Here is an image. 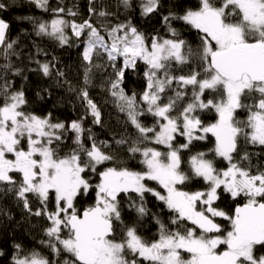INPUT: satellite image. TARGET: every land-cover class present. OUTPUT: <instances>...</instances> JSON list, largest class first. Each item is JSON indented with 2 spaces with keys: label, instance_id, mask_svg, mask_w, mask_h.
I'll list each match as a JSON object with an SVG mask.
<instances>
[{
  "label": "snow or ice",
  "instance_id": "6c2138e0",
  "mask_svg": "<svg viewBox=\"0 0 264 264\" xmlns=\"http://www.w3.org/2000/svg\"><path fill=\"white\" fill-rule=\"evenodd\" d=\"M34 3L48 10V0ZM122 3L131 7V0ZM160 6V0H142V14H151ZM5 7L0 3V10ZM68 14L77 15L71 9ZM99 15L107 13L101 11ZM172 21H182L197 30V49L182 38ZM164 22L172 38L148 39L131 24L109 30L108 40L88 20L77 24L54 18L37 25L38 34L61 44L68 41L66 28L70 27L76 37L86 33L83 59L89 65L94 55L102 53L113 62L123 57V69H116L118 78L110 85L111 94L138 135L131 143L124 137L115 143L127 144L130 158L139 155L141 170L115 166L121 162L103 150L107 142L96 141L82 121H72L66 127L64 122H54L51 113L41 117L28 111L24 92L11 90L6 75L0 73V184L6 191L14 190L32 215H44L50 221L45 229L49 239L41 241L50 255L16 244L13 264H264V167H254L247 150L253 146L264 152V0H197L182 13L170 10ZM8 28L9 24L0 19L5 59L15 43L7 42ZM192 57L197 58L195 67L191 66ZM138 60L147 66L146 90L140 97L146 107L138 103L135 94L125 95L120 88L124 69H135ZM173 64L190 67L186 74L175 75ZM3 67L10 68L11 64ZM40 70L45 76L51 74L49 63L41 64ZM90 71L86 70L85 85L90 83ZM168 90L174 95H167ZM206 92L210 98L205 97ZM80 95L93 122L99 124L100 110L86 87ZM186 96L189 100L184 102ZM206 111L215 113V122L201 119L200 114ZM241 111L245 118L238 116ZM149 114L156 118L151 126L139 119ZM68 131L75 133V147L61 154ZM86 131L90 146L84 143ZM178 136L186 142L174 144ZM209 136L214 138L211 155H191L189 171L183 170L181 151ZM151 145H162L166 151ZM217 157L227 162L226 168L217 167ZM195 178L202 179L207 188L185 191L178 187ZM146 181H155L163 194ZM221 188L231 198L244 200L231 214L214 206ZM90 191L95 202L80 208L77 198ZM30 193L41 207L33 210ZM145 193L174 213L170 223L175 227L157 219L155 239H147L135 223L125 224L122 219L125 199L140 217L148 214ZM50 199L54 203L51 211ZM217 218L228 222V229Z\"/></svg>",
  "mask_w": 264,
  "mask_h": 264
},
{
  "label": "trees",
  "instance_id": "16d2710c",
  "mask_svg": "<svg viewBox=\"0 0 264 264\" xmlns=\"http://www.w3.org/2000/svg\"><path fill=\"white\" fill-rule=\"evenodd\" d=\"M197 0H160L161 6L157 11L144 15L142 14V0H131V7L125 8L122 0H48V10L45 11L34 3V0H0L6 7L0 10V19H4L9 28L6 33L7 42L15 41L13 48L7 50L9 55L5 59L4 46H0V73L6 75L11 84V90H22L28 103L25 108L34 114L44 117L51 113L52 120L64 122L66 127L72 121H82L85 129H90L92 137L96 141H106L107 148L103 150L111 152L121 163L115 166H127L133 170H141L143 165L139 162V155L136 158H130L127 152L128 145H117L116 140L122 137L132 139L138 135L135 127L130 123L125 111H121L120 102L111 94V82L118 77L116 69H123V60L117 59L115 62L108 59L106 53L99 57H93V64L89 65L83 59L84 46L86 43V33L76 37L71 28L65 29L68 41L61 44L58 40L47 35L38 34L37 25L40 22H49L56 17H62L68 21H74L77 24L85 20L90 21L107 38V32L117 25L131 24L142 32L148 39L154 36L162 38H172L168 27L164 22V17L169 11L183 12L185 8L195 6ZM94 11L90 12L89 8ZM57 8H64V12L54 11ZM76 12V16L68 14V10ZM104 11L105 16L99 13ZM173 27L180 31L182 38L195 50L199 46V36L197 30L185 25L182 21H172ZM16 54L13 55L12 53ZM196 57H192V67L196 66ZM39 61V63H37ZM11 64L10 68H4L6 64ZM49 63L51 74L45 76L40 70V65ZM115 64V67H113ZM189 65L173 64L172 73L175 75L186 74ZM90 77V83L85 85L84 78L87 69ZM147 66L142 61H137L136 68L124 69V77L120 88L124 90L125 95H136L138 103L146 107L140 100L142 93L146 90L147 78L145 76ZM16 69H20L19 74ZM58 72L63 75H58ZM87 88L89 98L97 105L101 113L99 124L94 123V117L87 109L86 101L80 95L81 89ZM175 87V82L173 83ZM167 95H174L168 90ZM205 97H209L208 92ZM210 98V97H209ZM189 97L184 98L187 102ZM2 101V97H0ZM201 119L207 122H215V113L206 111L201 113ZM240 118H245L244 112H239ZM145 125L151 126L155 117L150 114L139 118ZM75 133L68 131L63 144L61 145V154L74 148L73 139ZM87 131L84 134V143L90 146L91 141L87 138ZM184 137H177L174 144L185 143ZM161 151H166L162 145H151ZM214 146V138L209 136L206 141H193L189 149L182 150L181 156L184 163L182 169L189 171L188 160L191 155L197 152L210 153ZM248 152L252 154L253 166L264 167V152L257 147L248 146ZM246 163V162H245ZM218 168H226L227 162L221 158H216ZM105 167L101 165L100 168ZM98 168V171L100 170ZM19 178V174H14ZM98 178L93 174V182ZM150 187L157 191L163 189L155 181H146ZM185 191H197L207 188L205 182L200 178H195L186 185H179ZM6 186L0 184V250L4 256L0 257V264H13V255L15 245L19 244L26 250H38L45 255H50V250L41 244V241H47L49 238L45 234V229L50 226V221L46 216H35L28 212L23 201L19 199L16 192L6 191ZM220 199L214 206L234 212L235 207L242 205L243 198H231L230 194L219 189ZM123 196V194H121ZM134 199L138 198L134 193L130 194ZM30 206L35 210L41 207L39 201L30 193L28 194ZM78 206L84 208L95 202V194L90 191L87 196L77 198ZM146 207L148 214L140 217L134 208L129 207V202L122 201V219L125 224L135 223L137 231L147 239L158 238L159 225L157 219L175 227L170 223V217L174 213L170 212L162 201L149 193H145ZM54 208V203L50 199L48 210ZM225 229H228V222L217 218ZM63 235V233H62Z\"/></svg>",
  "mask_w": 264,
  "mask_h": 264
},
{
  "label": "rangeland",
  "instance_id": "374dc122",
  "mask_svg": "<svg viewBox=\"0 0 264 264\" xmlns=\"http://www.w3.org/2000/svg\"><path fill=\"white\" fill-rule=\"evenodd\" d=\"M56 18H62V17H56ZM64 19V18H63ZM51 21H49V22H47V23H50ZM106 40H108V36H107V38H105ZM110 42V41H109ZM85 48H86V43H85V46H84V50H85ZM119 58H121L122 60H123V57H118V59ZM223 247V246H222Z\"/></svg>",
  "mask_w": 264,
  "mask_h": 264
},
{
  "label": "water",
  "instance_id": "95a60500",
  "mask_svg": "<svg viewBox=\"0 0 264 264\" xmlns=\"http://www.w3.org/2000/svg\"><path fill=\"white\" fill-rule=\"evenodd\" d=\"M240 206H242V205H240Z\"/></svg>",
  "mask_w": 264,
  "mask_h": 264
}]
</instances>
